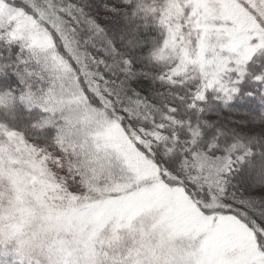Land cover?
Wrapping results in <instances>:
<instances>
[{
  "label": "snow or ice",
  "instance_id": "obj_1",
  "mask_svg": "<svg viewBox=\"0 0 264 264\" xmlns=\"http://www.w3.org/2000/svg\"><path fill=\"white\" fill-rule=\"evenodd\" d=\"M0 264H264V0H0Z\"/></svg>",
  "mask_w": 264,
  "mask_h": 264
}]
</instances>
